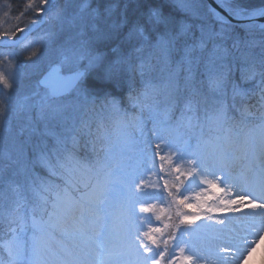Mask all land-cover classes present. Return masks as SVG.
<instances>
[{"label": "snow or ice", "instance_id": "1", "mask_svg": "<svg viewBox=\"0 0 264 264\" xmlns=\"http://www.w3.org/2000/svg\"><path fill=\"white\" fill-rule=\"evenodd\" d=\"M217 8L26 0L4 12L25 23L0 32V63L11 66L0 71V264H240L251 254L248 237L264 234V0ZM156 158L175 191L144 179ZM169 201L175 220L144 231L140 213Z\"/></svg>", "mask_w": 264, "mask_h": 264}, {"label": "rangeland", "instance_id": "2", "mask_svg": "<svg viewBox=\"0 0 264 264\" xmlns=\"http://www.w3.org/2000/svg\"><path fill=\"white\" fill-rule=\"evenodd\" d=\"M212 21L209 20V23H211ZM20 23V20H17V21H12L6 17H1L0 18V31L1 32H11L12 30L15 29L16 25ZM3 59V58H2ZM0 71H3L5 73L11 71V66L8 64L7 61H4L3 62V67L1 66L0 67ZM165 167V171L164 172H161V173H164V175H166L167 173L169 174L168 175V178L164 179L163 180V183L160 185V181L157 182L159 185H160V188H163V185H164V182L165 180H167L168 184L170 187H172L173 191H175V188L173 187V185L175 184V173L171 172L169 173L168 172V168L167 165H164ZM155 170L158 171V169L155 167ZM169 170H171L169 168ZM151 190V189H150ZM202 190V186L199 184V179H197L196 181L192 182L191 184L188 185V191H187V195L192 199V202L193 203H196L197 201L195 200V196L197 194H199V192ZM171 203V201H169ZM168 202V203H169ZM173 204V203H171ZM175 205V204H173ZM173 209H177L176 208V205L173 207ZM154 208V211L153 212H156ZM137 212H139V206H137ZM140 213V215L142 216H147V217H150V220L151 222H146L145 224L147 225V227H150V225H152V219L156 218L157 216L153 213ZM238 216H241L242 214H237ZM203 228V225L207 222H204V221H201L199 222ZM144 224V225H145ZM144 227V231H149L145 226ZM215 227L217 228H221V227H224V226H220V225H215ZM241 227V221L239 220H232L228 225H227V228H225V233L231 237L228 242L231 243V244H235L237 243L236 239H235V236L231 233L228 232V229H232L234 232L238 231ZM204 234V233H203ZM205 235V234H204ZM253 241H255L253 243ZM213 243H219L218 241H213ZM248 243H251L252 244V247H253V251H251V254L249 255L247 253V251H244L243 252V255L246 257V259L242 260L240 262V264H264V234L261 235L260 238H256L255 236L253 237L252 240H248ZM242 248L243 249H246L247 248V244H243L242 245Z\"/></svg>", "mask_w": 264, "mask_h": 264}, {"label": "trees", "instance_id": "3", "mask_svg": "<svg viewBox=\"0 0 264 264\" xmlns=\"http://www.w3.org/2000/svg\"><path fill=\"white\" fill-rule=\"evenodd\" d=\"M8 1H11L12 4L14 3V7L15 8H22L24 6V4L26 3V0H8ZM1 2H3V0L0 1V4H1ZM251 2L259 3V0H251ZM20 59L23 60V61H27L24 57H22Z\"/></svg>", "mask_w": 264, "mask_h": 264}, {"label": "water", "instance_id": "4", "mask_svg": "<svg viewBox=\"0 0 264 264\" xmlns=\"http://www.w3.org/2000/svg\"><path fill=\"white\" fill-rule=\"evenodd\" d=\"M208 9L217 8V0H204ZM219 11V9L217 8ZM262 21V20H261ZM261 21H259L261 23ZM235 24V22H233Z\"/></svg>", "mask_w": 264, "mask_h": 264}, {"label": "bare ground", "instance_id": "5", "mask_svg": "<svg viewBox=\"0 0 264 264\" xmlns=\"http://www.w3.org/2000/svg\"><path fill=\"white\" fill-rule=\"evenodd\" d=\"M0 1H1V0H0ZM6 8H7V7H6ZM14 9H16V11H17L18 8H14ZM1 17H6V18H8V16H0V18H1ZM261 23H264V20H262ZM17 25H18V24H17ZM17 25H16V26H17ZM1 31H3V30H1ZM2 42H3V41H0V43H2ZM9 42H10V41H9ZM201 191H202V190H201ZM201 191H200V192H201ZM200 192H199V193H200Z\"/></svg>", "mask_w": 264, "mask_h": 264}]
</instances>
